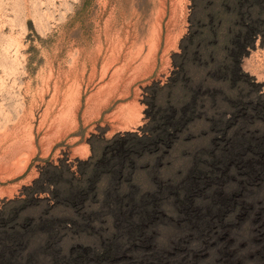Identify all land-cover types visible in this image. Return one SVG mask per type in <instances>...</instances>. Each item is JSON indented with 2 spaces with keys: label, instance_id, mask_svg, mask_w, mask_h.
<instances>
[{
  "label": "rangeland",
  "instance_id": "obj_1",
  "mask_svg": "<svg viewBox=\"0 0 264 264\" xmlns=\"http://www.w3.org/2000/svg\"><path fill=\"white\" fill-rule=\"evenodd\" d=\"M0 264H264V0H0Z\"/></svg>",
  "mask_w": 264,
  "mask_h": 264
},
{
  "label": "trees",
  "instance_id": "obj_2",
  "mask_svg": "<svg viewBox=\"0 0 264 264\" xmlns=\"http://www.w3.org/2000/svg\"><path fill=\"white\" fill-rule=\"evenodd\" d=\"M255 31H256V25L255 24H248L247 27L245 26V29L243 30L242 32V35H243V40L240 42V45L239 47H242L244 46L245 43H247L248 40L252 39L253 36L255 35ZM230 71V70H228ZM231 71L232 72V75L237 77V75H239L238 73V70L237 69H234V68H231Z\"/></svg>",
  "mask_w": 264,
  "mask_h": 264
},
{
  "label": "bare ground",
  "instance_id": "obj_3",
  "mask_svg": "<svg viewBox=\"0 0 264 264\" xmlns=\"http://www.w3.org/2000/svg\"><path fill=\"white\" fill-rule=\"evenodd\" d=\"M53 127H54V126H53ZM53 129H54V128H53ZM16 165H17V164H16ZM10 167H11V166H10ZM12 167H13V166H12ZM15 168H16V166H15ZM15 168H14V169H15ZM2 169H4V168H1V171H2ZM15 170H16V169H15ZM3 171H5V170H3ZM10 171H11V169H10Z\"/></svg>",
  "mask_w": 264,
  "mask_h": 264
}]
</instances>
